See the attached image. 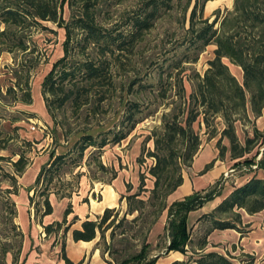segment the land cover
Returning <instances> with one entry per match:
<instances>
[{"label":"rangeland","instance_id":"374dc122","mask_svg":"<svg viewBox=\"0 0 264 264\" xmlns=\"http://www.w3.org/2000/svg\"><path fill=\"white\" fill-rule=\"evenodd\" d=\"M143 1L101 0L96 6V21L106 31L114 34L123 30L128 31L131 28L129 20ZM190 1L191 5L188 6ZM194 3L195 0L175 1V8L170 12L162 13L154 27L146 32L134 47L116 51L114 56L108 55L107 62L110 63V69L104 80L89 83L78 74L71 82L78 83L76 89L67 81V89L79 90V97L77 101L69 100L63 106L59 105L63 97L62 91L58 90L56 95L48 92L44 96L43 82L55 63L65 55L64 28L45 22L44 26L55 32L41 28H32L27 32L30 47L27 51V59L32 60L36 65L31 70L29 79L32 103L22 101L24 90H20L18 86L16 93L8 92L14 80L7 73L14 66V59L12 53L4 52L1 55L0 156L4 159L0 160V191L12 188L11 181L5 179L4 174L6 172L15 174L12 162L18 159L17 153H23L28 158L25 172L22 175L15 174L18 184L17 194H7L15 202L17 217L14 222L23 233L19 264H64L61 258L63 243L68 257L74 262H79L75 252H81L84 248L85 255L82 259L84 264H107L105 260L116 264L126 257L128 251L133 253L140 248L135 245L139 239L134 237L138 230L136 224L126 225L130 237L124 244L115 242L118 251L113 255L108 252L103 255L106 245L100 237L85 245L73 243L72 230L81 227L80 222L75 223L66 235L62 231L47 234L44 226L51 223L46 219L47 215L43 216L45 210L43 194L50 192L49 199H52L53 212L56 211L55 214L59 215L58 221L63 220L65 210L69 206L72 207L71 199L74 195L94 185L99 192L94 198L98 200L102 198L100 190L107 185H112L121 196L131 195L139 192L141 176H144L146 192L142 193V198H148L155 180L150 173L155 158L149 156L155 148L154 138L163 131V116L171 112L172 108H179L184 101L181 99L178 79L181 77L185 79L186 97H189L196 87V74L203 76L209 67V61L214 58L216 46L209 45L200 53L196 62L186 61L187 55L193 56L184 42ZM233 5L234 0H210L205 4L203 17L210 19V22L217 16L221 19L226 11L233 8ZM186 8L188 11L185 14ZM72 15L66 3L62 9V16L70 21ZM81 36L77 33L71 45L68 66H77L87 60L101 58L97 48L92 46L82 48L78 43ZM180 61L186 69L179 74L172 66ZM229 65L231 72L242 81L240 69L232 64ZM22 88H26L24 80ZM131 103H137L141 109L135 117V120L140 122L132 130L128 121H124ZM193 127L201 138L200 149L209 144L218 156L217 142L225 127L222 118L217 117L210 127V130L213 128L217 130L216 137L212 139H209L210 130L204 122L197 121ZM235 129L239 141L245 145L246 139L254 136L256 128L253 119L246 117L235 122ZM120 130L128 132V136L119 143H114L115 134ZM261 132L263 133L254 143L251 152L242 160L250 159L256 154V161L263 158L264 130ZM89 134L94 135L99 141L107 136L109 143L103 149L89 147L82 157L79 150V146L85 143L82 136ZM223 144L228 147V151L224 159H219L223 162L222 164L220 162V169L223 172L216 180L219 188L223 186V194L246 182L255 172L258 177L264 178V169L250 167L245 163L235 165L239 160L231 159L229 139L225 138ZM60 154L66 156L64 161L54 168L52 183H48L45 175L40 182H37L41 170L47 168ZM186 169H183V175ZM129 186L132 187L131 191H128ZM167 202L169 205L172 204V199L168 197ZM214 204H208L204 210L212 212L211 207ZM116 209L119 210L122 218L128 210L127 200L121 201ZM237 212L241 214L242 221L238 225L244 231L243 234L231 229L212 230L211 222L201 220L203 213L198 211L188 219L191 231L189 252L185 255L172 251L168 255H163L169 243L168 231L165 230L169 222V214L168 210H165L152 229L154 234L149 238L152 243L151 256L162 255L160 264L164 260L173 262L186 260L189 261L188 264H197L195 260L201 255L219 252L230 256L234 264H264V211L255 215L248 214L244 210ZM136 214L127 215L128 220H132ZM9 216L5 208H0V222H3L0 224L2 239L9 231V226H6L5 222ZM74 217L70 214L68 222L70 223ZM124 228L125 226L117 229V233ZM110 233L111 231L107 232L108 244L112 242ZM205 240L208 243L202 252L200 247ZM257 247L262 250L258 251ZM16 250L15 246L7 255L8 264H13Z\"/></svg>","mask_w":264,"mask_h":264},{"label":"trees","instance_id":"16d2710c","mask_svg":"<svg viewBox=\"0 0 264 264\" xmlns=\"http://www.w3.org/2000/svg\"><path fill=\"white\" fill-rule=\"evenodd\" d=\"M100 1L0 0V57L4 52H8L13 54L14 59V66L7 73L14 80L8 88V92L16 93L18 86L20 90H24L22 101L32 103L29 79L31 70L36 65L32 63V60L27 59V51L30 48L27 32L32 28L55 32L44 26L45 22H51L66 31L65 55L55 63L43 82L44 96L48 92L56 95L58 90L62 91L63 97L60 99L59 105L63 106L69 100H78L79 90H74L78 83H71L78 74L89 83L104 80L110 69L107 56H114L116 51L134 47L144 34L154 27L162 13L170 12L175 8L177 0H144L129 20L130 30H123L117 34L106 31L96 21V6ZM208 1L210 0H195L189 17V28L185 31L184 44L193 53V56L187 55V62H196L200 53L209 45L216 46L214 58L209 61V67L203 76L196 74V87L189 97H186L185 79L183 77L178 79L181 99L184 101L179 108L174 107L171 112L163 116V131L156 134L154 138L155 148L153 152L149 153V156L155 158V164L150 169V173L155 179L150 195L147 199L142 198V193L146 192V189L145 178L141 176L139 192L121 196V201L127 200L128 205V210L122 218H120L119 210L107 208L97 220L87 218L82 221L80 228L72 230L75 242H90L100 237V240L106 245L103 255L107 252L113 255L118 251L115 248V242L124 244L130 237L126 225L136 224L135 227L138 226V230L134 237L139 239L135 245L140 248L133 253L125 251L127 252L126 257L116 264L157 263L162 255L151 256L152 243L149 241V235L165 210H168L169 214V222L165 227V230L168 231L169 243L163 255H168L172 251L186 255L191 243L189 214L223 195V186L219 188L216 181V184L208 189L195 191L170 205L167 202L168 197L183 184V169L192 166L193 160L200 150L201 138L193 127L197 121L204 122L210 130L215 119L221 117L225 125L217 142L219 155L206 164L200 175L210 171L217 160L226 157L228 147L223 144L225 138H228L231 144V159L239 160L235 165L245 163L250 167L264 169V156L260 161H256L257 154L250 159L242 160L251 152L254 143L263 132L255 129L254 136L248 137L243 145L239 141L235 129L236 121L246 117L251 119L250 112L256 119L262 115L264 109V0H234L233 8L226 11L221 19L217 16L212 22L203 17L204 7ZM66 3L73 13L70 21L65 20L62 16V9ZM190 5L191 1L188 6ZM77 33L82 35L78 42L82 48L86 49L91 46L97 48L101 55L100 60H87L77 66H68L71 45ZM229 64L240 69L242 81H239L231 72ZM172 67L179 74L186 69L182 66V61ZM23 80L26 88H22ZM66 82L71 83L74 89H67ZM128 109L129 112L124 121H128L132 130L140 122L135 120V117L141 109L137 103H131ZM216 131V128H213L208 132L209 139L216 137ZM127 136L128 132L120 130L115 134L113 141L119 143ZM82 138L85 142L79 144L82 157L89 147L103 149L109 143L107 136H104L100 141L90 134L82 136ZM0 149H2L1 146ZM17 155L18 159L13 161L12 165L15 168V174L22 175L28 165V158L23 153H17ZM65 156L66 154L58 155L47 168L41 170L37 182H40L45 175L48 183H52L54 168L64 161ZM3 159L0 156V160ZM102 167L104 168V166ZM15 174L7 172L4 174L5 179L11 181L12 188L0 191V208H5V211L10 215L5 222L11 232L8 231L4 235V239L0 236V264H8L7 255L14 250L15 246L17 250L13 256V264H19L23 247V233L14 222L17 217L15 202L9 196L18 192ZM131 190L132 187L129 186L128 191ZM49 193L44 192L43 194L45 195L43 216L53 212ZM238 210H245L251 215L264 211V178L258 177L256 172L246 182L235 186L212 212L203 214L200 218L210 221L212 230L234 229L244 233L238 225L242 221ZM72 212V207L69 206L65 210L63 220L45 225V232L51 234L62 231L66 235L72 226L80 220L75 216L69 223L68 216ZM135 213H137L136 216L132 220H128L127 215ZM124 226L125 228L117 233V229ZM108 231H111L112 242L110 244L107 242ZM207 243V240L202 243L200 247L202 252H204ZM61 258L66 264H84V260L74 262L68 257L65 243L62 244ZM105 261L107 264H112L110 260ZM195 261L197 264H234L230 256L219 252L203 254ZM188 262L176 260L171 264H188Z\"/></svg>","mask_w":264,"mask_h":264},{"label":"crops","instance_id":"0c3cea01","mask_svg":"<svg viewBox=\"0 0 264 264\" xmlns=\"http://www.w3.org/2000/svg\"><path fill=\"white\" fill-rule=\"evenodd\" d=\"M250 118L253 119V123L255 124L256 129H258L260 131L264 130V109H263L262 115L256 119L253 117V114L250 112ZM216 157H217V152H214L212 150L211 145L207 144L206 146L201 147L198 154L195 156V158L193 160L192 166L188 167L186 169V173L183 175V177H184L183 184L174 193H172L169 196L172 199V202L177 201V200H181L184 197L191 195L195 191H201V190L208 189L212 185L215 184L216 180L218 179L220 174L223 172V170L220 169L221 164L223 162L217 160L218 161V162L216 161L217 164L214 165V167L210 171L205 173L204 175H200V172L204 169L206 164L211 162ZM220 162H221V164H220ZM84 184L86 185L87 182L85 181ZM94 186L88 187L87 189H83V191L79 192L77 195H74V197L71 199L72 208H73V212L71 214H73V216H77L80 219L78 221V222H80V226H81V223L83 220H85L87 218L91 219V220H97L98 218H100L102 216L105 209L117 208L119 206V203L121 202V197H120L121 195L119 194V191H116L112 185H107L104 187V189L100 190V193L102 196L101 200L94 198L99 193L98 189ZM231 192H232V190L229 191L227 194H223L222 196L217 197L215 200L208 202L201 209L191 212L189 214V218H191L192 215L198 211H202L203 214L209 213L204 209L210 203H215L211 207V211H213L218 205H220L222 203V201ZM121 193H123V192L121 191ZM50 201H52L51 198H50ZM58 212H60V211H58ZM55 213H56V211H55ZM55 213L53 212L52 214L46 216V219H49V223H52L54 221L59 220V215H56ZM257 214H259V213H257ZM54 215H56V216H54ZM78 228H80V227H78ZM231 230H234V229H231ZM153 234H154V232L152 230L150 235H149V238L152 237ZM72 242L79 244V245H80V243L85 245V244L92 243L93 241L75 242L72 239ZM69 247L70 246L68 245V249H69ZM257 248L259 249L258 251L262 250L259 247H257ZM176 253H178V252H176ZM84 255H85L84 248H82L81 252H77V251L75 252V257L78 259L77 261L82 260ZM160 261H161V258L157 261L156 264H160ZM172 262L173 261L164 260V261H162V264H171ZM64 264H65V262H64Z\"/></svg>","mask_w":264,"mask_h":264},{"label":"built area","instance_id":"2783aa9c","mask_svg":"<svg viewBox=\"0 0 264 264\" xmlns=\"http://www.w3.org/2000/svg\"><path fill=\"white\" fill-rule=\"evenodd\" d=\"M33 129H35V127H33Z\"/></svg>","mask_w":264,"mask_h":264}]
</instances>
